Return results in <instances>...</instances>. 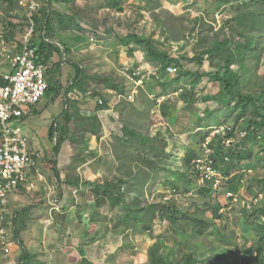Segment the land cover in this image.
I'll list each match as a JSON object with an SVG mask.
<instances>
[{"label": "rangeland", "instance_id": "rangeland-1", "mask_svg": "<svg viewBox=\"0 0 264 264\" xmlns=\"http://www.w3.org/2000/svg\"><path fill=\"white\" fill-rule=\"evenodd\" d=\"M243 1L246 0H123L121 8L114 9L106 6L107 0H79L80 6L73 0L71 4L74 9L71 12L85 26L87 32L60 31L70 49L66 59L83 68L87 76H110L120 86L123 85L124 89L130 86L126 83L125 68L139 67L144 75V84L138 88L133 100L116 101L112 89L97 78L85 79L86 92L78 89L67 92L75 70L64 56L57 57L63 61L59 71L55 74L47 72L46 78L51 82L57 80L60 87L57 93L52 90L42 98L43 109L39 112L38 120L40 125L48 124L54 116L59 117L65 103L70 111L76 107L82 113V105L89 101L87 107H91V113L95 112L91 115H96L99 111L97 117L101 125L97 135L84 132L82 142L79 139L81 132L73 140L69 138L66 141L65 151L72 153L68 165L74 167L79 164L80 159L87 162L88 167L93 166L94 170L101 165L106 174L103 177L97 176V182H107L115 192L120 189L122 193H126L127 203L134 197L143 204L168 200L185 210L192 201H201V194L195 186L197 182L193 179L189 183L178 180L176 191L165 183L173 171L178 170L189 175L193 172L192 168H186L183 164L182 156L186 151L195 152L196 157L203 163L211 161L212 149L205 146L206 141L203 144L200 142L201 130L197 128V122L207 116V111H214L215 116L226 114V100H221L219 96L221 85L208 74L217 69L218 61H212L205 55L203 62L197 65L193 56L194 53L208 48L219 31H225L226 34L230 32L226 22L235 15ZM0 20L4 23L13 21L16 24L15 36L21 39L27 26L23 7L19 5L15 11L7 13L0 0ZM259 32H256L258 36ZM132 33L141 38L151 37L156 44L163 43L167 51L176 48L174 55L180 57L184 70L205 73L194 90V102L182 99L179 94L184 87L189 88V76H179L178 73L163 74L159 66L153 65L148 59L143 46L132 42L129 46L132 51H129L128 47L121 46L115 39ZM261 41L260 59L254 74L249 72L250 64L256 63L250 52L246 54L243 72L245 79L250 77L244 85V92L256 96L259 105L264 104V32ZM155 67L159 73L158 79L149 74V70ZM149 82L152 86H148L149 89L145 91L144 87ZM93 92L98 95L89 96ZM100 98L107 102V107L101 110L108 112L101 113V110H96V103ZM156 98L160 101L157 102ZM74 101L76 103L72 106ZM162 103L169 104L167 115L160 112ZM252 116L249 111L244 120L242 118L237 122L231 115L228 119L224 117V121L235 132L234 136L228 138L224 137V127L217 125L219 120H216V126L206 139L218 135L215 139L220 138L224 142V162L219 166L220 169L212 167L217 172L214 176L215 186L214 182L209 183L213 193L204 198L212 205H220V217L207 213L212 225L210 228L215 231V235L210 237L200 236L196 229H188L187 236L174 233L172 225L159 219L151 222V229L143 228L140 223L135 228H113L112 223L123 214L124 209L122 206L109 205L106 198H103L99 208H95L93 193L84 185L87 181L82 177V259H85L82 264H147L148 248L155 241L160 242L170 264L180 259L185 251H192L200 261L206 259L212 252V246L220 247L219 254L222 256L236 250L240 264H261L262 258L253 260L246 256L245 261L242 259L246 255L245 249L251 246L255 252L257 246H261L260 238L264 236V130L259 127L257 131L262 134L255 139L253 135L246 136L242 124ZM123 125L143 135L146 141L142 142L138 137L123 138ZM70 126L73 131L79 130L75 124ZM102 131L106 136L98 144L99 150L96 151L95 142H87V138H98ZM228 151L235 154L240 152V156L231 158ZM159 152L163 155L158 156ZM156 160L158 166L153 169L149 163ZM226 166L230 170L228 178L242 175L240 187L235 192L227 189V179L221 171ZM151 176L154 177L153 180H150ZM143 179L145 183L142 185ZM96 211L105 218L92 220V214ZM75 215L81 217L77 212ZM246 218L248 223L253 224L244 230L242 223ZM88 228H91L90 233L87 232ZM252 257H256L255 254ZM262 257L264 258V252Z\"/></svg>", "mask_w": 264, "mask_h": 264}, {"label": "trees", "instance_id": "trees-1", "mask_svg": "<svg viewBox=\"0 0 264 264\" xmlns=\"http://www.w3.org/2000/svg\"><path fill=\"white\" fill-rule=\"evenodd\" d=\"M39 7L36 13L33 16L34 21V30L32 37L29 40V46L34 47L36 54V62L44 65L45 67H49L46 69V73L50 72V74H55L59 71L60 66L62 64V59H57L64 56L66 59L70 49L68 46L61 40H58L56 37V33L60 31H68L75 30L79 33H85L86 28L81 24L76 18L74 14H67L55 10L52 8V2L58 0H38ZM123 0H107L106 6L108 8H121V3ZM4 5V10L7 13H11L15 11L19 5L18 0H1ZM4 23V22H3ZM227 28L230 29V32L226 34L225 31H219L216 37L211 41L210 46L204 49L200 53H194L193 61L200 65L203 62V58L205 55H208V58L213 60H217L216 64L217 69L208 73L210 77L217 81L221 85V89L219 91V96L221 100H226L225 108L226 114L220 113L215 116L214 111H207V116L200 119L197 122V128L201 131L199 132L200 142L203 144L206 141V147L212 149V153L210 155L211 165L212 167L216 166V168L220 169V165L224 162L223 159V139H215L218 135H214V137H210L209 140H206L214 127L216 120L217 125L224 127V137H232L235 135L234 128L228 126V123L224 121V117L228 119V117L233 116L235 122L242 119L244 120V116L250 111L253 115L252 118L247 119L242 124L245 130L246 136L253 135L255 139L257 137H261V134L257 131L260 128L264 130V104L259 105L257 97L254 96L250 92H244V85L248 83L250 77L245 79L243 77V72L245 69V58L248 52L251 53V57L256 60L255 64H250L249 72L254 74L256 66L260 59L259 50L262 47V36L264 32V0H249L243 1L238 6L236 13L233 17H231L226 22ZM5 26L7 28V37L10 39H16V24L9 20L6 21ZM259 32L260 36L256 34ZM94 32V31H93ZM259 39L257 40V38ZM117 42L124 47H128L129 51H132L130 43H135L137 45H141L145 48L146 55L151 63L155 66H159L160 71L163 73V70L166 66L175 64L179 67L178 74L179 76L187 75L190 77V86L189 88L184 87L182 92L179 93L181 98L190 102L195 101L194 90L196 88L197 83L200 78L205 74L203 72L195 71L191 72L188 70H184L180 59H176L173 56L169 55V51L164 49L163 43L156 44V41L149 38H141L136 34H127L124 37L115 38ZM17 40V39H16ZM58 42V43H56ZM180 58V57H179ZM68 63L72 64L75 70V75L71 83L67 86L71 91L73 89H78L82 92H86L84 89V81L87 78H97L101 81L105 82L106 85L112 89V91L116 93H122L125 91L123 85H119L117 81H115L110 76H98V74H93L92 76H87L83 68H81L78 64L74 63L66 59ZM236 66V67H235ZM182 68V69H181ZM164 74V73H163ZM179 77L176 79L178 80ZM48 87L45 93H49L54 90L56 93L59 90L58 81H47ZM264 86V84H263ZM98 93H92L89 96H95ZM102 103H96V110H101L107 107V102L100 98ZM98 102V101H97ZM75 101L72 103V106L75 105ZM65 108H63L59 117H56L51 121L48 127V137L52 141L54 133H56V139L53 143L52 154L53 158L48 159L46 161L47 168L52 170L54 176L56 177V182L58 188L61 189V185L64 182H67L71 185H79L78 177H74L68 179L67 181L61 182L59 169L57 168V156L61 150V147L65 141L69 138L73 140L75 135L80 134L81 138L80 142H82L84 136V132H90L91 134L97 135L99 129L101 127L99 120L96 115L83 116L78 108H74L70 111L68 104L65 103ZM262 109V110H261ZM169 110V104L162 103L160 105V112L162 115H167ZM234 112V113H233ZM233 114V115H232ZM226 115V116H225ZM60 118L61 120H59ZM218 118V119H217ZM71 124H75L78 126L79 130H72ZM87 125V126H86ZM88 127V129H87ZM83 130V135H82ZM122 137L126 139V137H138L142 142L146 141V139L140 133H136L131 128L122 126ZM264 141V137H263ZM159 155L161 152H159ZM240 152L234 153L228 151V155L232 158L234 156H240ZM156 154V157H158ZM168 156H170L168 154ZM197 156L195 152L186 151V153L182 156L183 164L186 168H192L193 172L191 175L180 172L178 170L173 171V175L166 180V185L175 189H178L177 181L183 180L187 183L191 182L192 179L194 182H197L198 172L195 170L193 159ZM159 158V157H158ZM197 158V157H196ZM195 158V159H196ZM74 159V158H73ZM160 159V158H159ZM76 161V160H75ZM83 160L80 159L78 163H82ZM150 167L153 166V169L158 166L157 160L150 161ZM159 169V168H158ZM218 169V170H219ZM162 170V168H160ZM223 176L227 179V189L232 191H237L240 187V178L242 175H237L233 178H228L230 175L229 167L226 166L221 169ZM159 172V171H158ZM154 177H150V180H153ZM145 180L141 182L143 185ZM84 185H87L90 191L94 196V207L99 208L101 206V202L103 198L109 200V205L122 206L124 209L123 214L112 223L113 228H135L138 223L142 224L145 229H151V222L159 219L164 220L168 225H172V230L174 233H181L183 236H187L188 229L191 231L196 229L200 236H212L215 235V231L210 228L211 223L207 216V213L210 212L214 217H220L219 209L220 205H212L210 202L206 201L204 198L209 194L213 193V189L209 183L199 186L198 183H195L196 189H198V193H200L202 200L201 201H192L190 206H193L191 209L189 208L181 209L177 204L171 201H158V202H146L142 203L137 197H134L130 203L125 201L126 193H122L120 189L116 192L112 188L109 183H100V182H86ZM137 190V189H136ZM187 190V189H184ZM215 197V196H214ZM199 202V203H198ZM264 211V207L262 209ZM23 212V211H22ZM92 214V220L96 219H104L105 217L100 213ZM100 217V218H99ZM14 226L13 228V237L18 239L20 246H22V242L19 238V230L15 225V216L13 218ZM91 220V218H90ZM253 222L248 223V219L246 218L242 227L244 230H247L251 227ZM210 228V229H209ZM91 229V228H89ZM217 231V229H216ZM90 233V232H89ZM261 246H257L255 252L251 246L245 249L244 261L246 259L252 258L253 260L261 259V264H264L263 252L264 249V236L260 238ZM131 249V248H127ZM220 247H213L210 255L206 257V259L198 260L192 251H185L182 253L180 259L176 260L174 264H240L239 262V253L236 250H231V253L228 252L227 256H222L219 254ZM26 252L22 249L20 259L22 260V264H26L25 259ZM255 254L256 257H252ZM147 264H170L167 261L165 253L161 249V245L159 241H155L149 248L147 253ZM85 259H82V262Z\"/></svg>", "mask_w": 264, "mask_h": 264}, {"label": "crops", "instance_id": "crops-1", "mask_svg": "<svg viewBox=\"0 0 264 264\" xmlns=\"http://www.w3.org/2000/svg\"><path fill=\"white\" fill-rule=\"evenodd\" d=\"M72 1H53L52 8L63 13L73 14L71 12V9H74ZM74 1L75 4L81 5L79 0ZM60 34V32L56 33L57 39L67 44L64 36ZM83 40L82 37V42ZM120 60H122L121 57ZM48 68L46 67V69ZM151 84L147 83L144 90L147 91L148 86H152ZM129 88L130 86H128ZM41 101L42 99L32 106L21 121L22 130L28 141V150L40 154L36 167L29 175V178L35 183V188L26 190L21 186L8 196L10 214L7 219L13 224L15 216V225L19 230L22 246L18 239L13 237L12 232L9 255L6 256L0 247V264H8L10 259L14 262L13 264H22L23 261L19 260L22 249L26 252V264H82V177L92 183L98 181L97 176L103 177L106 174L101 165L94 170L93 166L88 167L85 161L74 167L69 166L72 153L65 151V141L56 158L61 182L74 176L78 177L79 185L64 182L61 189L58 188L56 177L46 164L48 159L53 158L54 142L48 137V127L56 116L50 118L48 124L40 125L39 112H42L43 109ZM89 102L82 105V113L84 112V114L81 113L82 115L90 116L95 113H91V107L90 109L87 107ZM98 112H96V116H98ZM100 112H108V110ZM114 113L117 112L114 111ZM105 136L102 131L98 138L96 136H93V140L91 137L87 138V142H95L94 147L98 151V144ZM75 212L79 213L81 217H77ZM87 232H90L89 228Z\"/></svg>", "mask_w": 264, "mask_h": 264}, {"label": "built area", "instance_id": "built-area-1", "mask_svg": "<svg viewBox=\"0 0 264 264\" xmlns=\"http://www.w3.org/2000/svg\"><path fill=\"white\" fill-rule=\"evenodd\" d=\"M18 4L23 7L27 18L26 30L21 39L8 38L5 23L0 20V247L6 256L10 253L13 232V226L7 219L10 214L8 196L21 186L26 190L35 188L29 175L40 158L39 153L28 150L21 121L31 107L44 97L48 87L46 67L36 62V49L29 46L34 30L33 16L39 7V1L18 0ZM187 39L188 35L185 37L186 41ZM174 50L176 48L173 51L170 49L169 55L179 59L178 55H174ZM178 70L177 65L171 64L165 67L163 73L175 75ZM124 74L130 88L126 87L122 93L113 91L116 101L133 100L138 88L144 84V75L139 67H126ZM149 74L156 79L159 77L156 67L149 70ZM156 101L159 102L160 99L156 98ZM98 103L101 104L102 100L98 99ZM55 139L56 133L52 141ZM194 167L198 172L199 186L213 184L217 172L212 168L211 161L203 163L197 157L194 159ZM213 185L215 186V182ZM13 263L11 259L8 261V264Z\"/></svg>", "mask_w": 264, "mask_h": 264}, {"label": "bare ground", "instance_id": "bare-ground-1", "mask_svg": "<svg viewBox=\"0 0 264 264\" xmlns=\"http://www.w3.org/2000/svg\"><path fill=\"white\" fill-rule=\"evenodd\" d=\"M114 97V96H113Z\"/></svg>", "mask_w": 264, "mask_h": 264}]
</instances>
